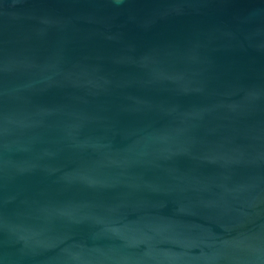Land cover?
I'll return each instance as SVG.
<instances>
[{"label": "water", "instance_id": "obj_1", "mask_svg": "<svg viewBox=\"0 0 264 264\" xmlns=\"http://www.w3.org/2000/svg\"><path fill=\"white\" fill-rule=\"evenodd\" d=\"M0 264H264V0H0Z\"/></svg>", "mask_w": 264, "mask_h": 264}]
</instances>
